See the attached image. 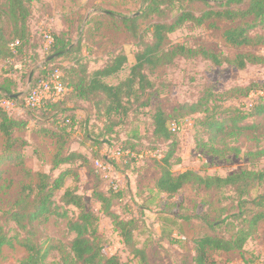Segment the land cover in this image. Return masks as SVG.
Listing matches in <instances>:
<instances>
[{
	"label": "rangeland",
	"instance_id": "1",
	"mask_svg": "<svg viewBox=\"0 0 264 264\" xmlns=\"http://www.w3.org/2000/svg\"><path fill=\"white\" fill-rule=\"evenodd\" d=\"M216 5L226 0H209ZM146 0H40L33 5V16L30 20L32 32V46L18 54L16 64L0 62V83L4 79L17 82L15 93H20L18 101L9 102L0 96V106L10 115L22 116L29 120L24 132H17L16 136L26 141L24 147L17 148L22 154V162H12L0 166V207L7 211L17 201L23 185L37 182V173H47L57 176L70 166L64 165L52 171V160L57 153V144L43 132L51 127L66 128L69 135L65 137L67 153L80 152L94 160L108 158L104 164L103 183L100 188L108 190L118 188L122 191V198L114 205V210L122 217L136 218L139 222L135 232L138 247L146 249L152 264H193L194 241L205 234L229 236L226 224L228 217L239 213L236 195L230 190L221 192H207L186 187L178 195L168 198L158 192L155 181L158 175L154 159H162L167 146L153 137V115L159 106L167 112L185 102H194L200 94L211 89L223 92L237 85L250 83H264V66H250L245 70L224 65L215 67L201 59H178L172 66L158 69L150 75L154 82L151 106L137 108V105H127L126 115H115L114 123L101 120L93 104L77 102L69 99L64 106L70 112H49V116L31 114L29 97H25L31 83L38 76L39 70L49 62L47 36L64 33L68 39L69 55L56 57L50 63L60 68L61 76L69 81V69L78 63L86 65L90 76L94 72L110 63L116 56H126L127 62L122 70L110 78L105 79L109 85H117L130 74L135 63L138 50L122 24L123 17H139L138 23L145 42L152 41V26L156 19L145 18L142 14L146 7ZM187 9L200 13L209 9L203 3L185 4ZM172 16L169 15L170 19ZM215 23L211 26V23ZM197 27L186 25L177 32L169 35V43H185L189 46H205L215 52L233 55L237 52H253L264 55V46L234 50L223 39V33L235 26L228 21H213ZM40 76V75H39ZM63 80V79H62ZM232 101L228 107L249 105L251 99ZM73 115L74 118H71ZM57 116V118H56ZM50 124V125H49ZM113 126V131L110 130ZM198 136V128L193 117L186 118L180 125L178 155L182 163L174 166V172L180 174L186 170H194L201 175L228 176L243 169L264 168V158L251 157L264 149V123L258 133H250L239 141L241 154L220 158L210 155L207 151L197 148L194 138ZM140 151L130 158H115L117 148H131ZM4 138L0 134V156L3 154ZM135 156V157H134ZM105 162V161H104ZM96 165V164H95ZM74 168L78 171L79 182L68 178L65 188H76L83 195L87 207L97 213L101 211L100 203L93 198L97 183L93 174L77 162ZM94 169V168H93ZM262 188L253 190L251 197L261 193ZM61 191L56 202L61 205ZM70 216L77 214V210L70 207ZM100 234L103 237L104 249L107 256L117 254L124 264H138L124 246L121 238L114 232L111 219L101 214ZM200 216V218H198ZM188 217H192L187 220ZM202 217V218H201ZM208 217L210 222L222 223L215 230L203 221ZM67 219L51 216L47 222L35 223V231L39 236V243L48 242L58 246L68 245L74 238L67 231ZM10 229L15 224L10 223ZM10 235H14L11 232ZM28 252L17 243L0 249V264H24L28 259ZM264 257V223L260 224L258 233L250 238L242 251L217 254L209 252L208 259L215 264H258ZM60 255L57 249H52L45 264H59Z\"/></svg>",
	"mask_w": 264,
	"mask_h": 264
},
{
	"label": "trees",
	"instance_id": "2",
	"mask_svg": "<svg viewBox=\"0 0 264 264\" xmlns=\"http://www.w3.org/2000/svg\"><path fill=\"white\" fill-rule=\"evenodd\" d=\"M40 0H0V62L16 64L18 54L32 46V32L30 20L33 16V5ZM203 3L209 9L196 13L184 5ZM146 7L142 14L145 18L156 19L152 26V41L145 42L138 23L139 17H123L124 25L129 38L135 42L138 50L135 54V63L126 80L117 85H109L105 79L118 74L125 63L126 56L118 55L103 68L89 75L87 66L78 63L69 69V81L62 79L69 89L68 93L59 100H44L39 107H31L33 117L36 114L50 115L49 112H70L64 106L69 99L77 102L93 104L101 120L114 123L115 115H126L127 105L132 102L137 108L151 106L154 82L150 75L158 69L172 66L178 59L201 58L215 67L228 65L238 70H245L250 66H264V55L249 52H237L226 55L215 52L205 46H189L185 43H169V35L177 32L186 25L200 27L213 21H228L235 26L223 33L225 43L234 50L258 48L264 46V0H226L212 5L209 0H146ZM169 18V15H171ZM215 23H211L214 26ZM64 33L52 36L49 62L56 57L66 56L72 52L71 45ZM19 42L18 45H14ZM50 57V58H51ZM49 62L45 64L34 78L25 97H29L32 90L42 82L48 81L55 71L60 70ZM32 78H33V74ZM40 75V76H39ZM17 82L13 79H4L0 83V96L11 102L18 101L20 93H15ZM251 99L249 105L228 107L232 101ZM36 113V114H35ZM72 114V111L70 112ZM71 118H74L71 115ZM193 117L198 128V136L194 138L197 148L207 151L210 155L220 158L238 156L241 154L239 141L250 133H258L264 123V83H250L237 85L223 92L211 89L204 90L194 102H185L167 112L157 107L153 115V137L165 144L167 150L162 159H154L157 168L155 188L168 198L178 195L186 187L196 190L204 189L207 192H221L230 190L236 195L239 213L230 215L226 226L229 236L205 234L194 241L193 264H215L208 259L209 252L217 254L242 251L250 238L258 233L260 224L264 223V168L243 169L228 176L201 175L194 170H186L180 174L174 172V166L182 163L178 155L180 148L179 131H173V124L180 127L181 123ZM39 118V117H35ZM57 118V116H56ZM29 120L22 116L10 115L0 106V134L4 138L3 154L0 156V166L22 162V154L17 148L24 147L26 141L16 136L17 132H24ZM50 125V124H49ZM113 131V126L109 127ZM57 144V153L52 160V171L67 165L69 168L60 171L53 177L47 173H37V182L23 185L20 195L14 205L7 211L0 207V249L17 243L29 254L24 264H45L50 251L57 249L60 255L59 264H124L117 254L107 256L104 249L103 237L100 234L102 216L111 219L114 232L119 235L124 246L138 261V264H152L146 249L138 247L135 232L139 222L136 218H126L118 214L113 208L122 198V191L118 188L103 190L102 170L94 167L91 158L80 152L65 150L66 139L69 135L66 128L51 127L43 131ZM120 149V148H117ZM124 157L132 154L137 157L140 153L134 146L120 149ZM129 152V154H127ZM251 157L264 158V149L249 153ZM121 157V158H122ZM135 157V156H134ZM119 158V159H121ZM108 159V158H107ZM104 158L102 163H106ZM118 159V158H116ZM93 174L97 186L93 198L101 205V212L97 213L87 207L86 201L76 188H65L68 178L79 182L80 176L74 168L76 163ZM94 168V169H93ZM262 188L261 193L251 197L253 190ZM63 191L59 205L57 195ZM70 207L77 210V214L70 216ZM51 216L67 219V231L74 238L65 245L56 246L48 242L39 243L35 223L47 222ZM192 217H188L187 220ZM200 218V216L198 217ZM202 218V217H201ZM203 221L212 230L220 227L210 222L208 217ZM15 224L10 229L9 224ZM14 232V235H10ZM258 264H264V257Z\"/></svg>",
	"mask_w": 264,
	"mask_h": 264
},
{
	"label": "built area",
	"instance_id": "3",
	"mask_svg": "<svg viewBox=\"0 0 264 264\" xmlns=\"http://www.w3.org/2000/svg\"><path fill=\"white\" fill-rule=\"evenodd\" d=\"M47 38L49 44L52 43L53 41L52 37L47 36ZM18 44L19 42H16L12 46H16ZM68 91L69 89L62 80L61 72L57 70L55 71L54 74L50 76L48 81L42 82L38 87L32 90V92L29 95L28 104L31 107H39L44 100L62 99L68 93ZM176 130L180 131V127H178L176 124H173V131ZM115 153H116L115 158L118 159L124 155V153L120 149H117ZM127 154H129V152ZM96 167L100 170H104V164L101 161L96 162Z\"/></svg>",
	"mask_w": 264,
	"mask_h": 264
},
{
	"label": "water",
	"instance_id": "4",
	"mask_svg": "<svg viewBox=\"0 0 264 264\" xmlns=\"http://www.w3.org/2000/svg\"><path fill=\"white\" fill-rule=\"evenodd\" d=\"M53 57H51L49 60H51ZM32 75L30 76L29 83L31 84Z\"/></svg>",
	"mask_w": 264,
	"mask_h": 264
}]
</instances>
